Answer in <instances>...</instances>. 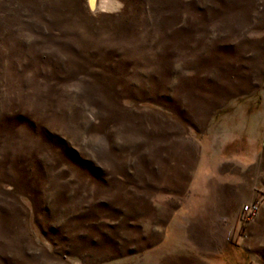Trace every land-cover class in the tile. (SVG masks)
I'll use <instances>...</instances> for the list:
<instances>
[{"label":"rangeland","instance_id":"374dc122","mask_svg":"<svg viewBox=\"0 0 264 264\" xmlns=\"http://www.w3.org/2000/svg\"><path fill=\"white\" fill-rule=\"evenodd\" d=\"M216 84L264 85V0H0V264H264V200L241 248L152 247L154 97Z\"/></svg>","mask_w":264,"mask_h":264},{"label":"crops","instance_id":"0c3cea01","mask_svg":"<svg viewBox=\"0 0 264 264\" xmlns=\"http://www.w3.org/2000/svg\"><path fill=\"white\" fill-rule=\"evenodd\" d=\"M216 86L154 97L160 116L154 123L153 163L145 169L153 173L147 177L153 181L148 202L167 205L169 214L154 232L152 247L170 246L171 253L176 244H194L198 252L241 248L248 223L242 206L263 203L264 85L237 94ZM161 252L163 264L169 253Z\"/></svg>","mask_w":264,"mask_h":264},{"label":"built area","instance_id":"2783aa9c","mask_svg":"<svg viewBox=\"0 0 264 264\" xmlns=\"http://www.w3.org/2000/svg\"><path fill=\"white\" fill-rule=\"evenodd\" d=\"M259 209V201H255L249 204H245L242 207V216L245 219H250L257 213Z\"/></svg>","mask_w":264,"mask_h":264},{"label":"trees","instance_id":"16d2710c","mask_svg":"<svg viewBox=\"0 0 264 264\" xmlns=\"http://www.w3.org/2000/svg\"><path fill=\"white\" fill-rule=\"evenodd\" d=\"M243 228V227H242Z\"/></svg>","mask_w":264,"mask_h":264}]
</instances>
